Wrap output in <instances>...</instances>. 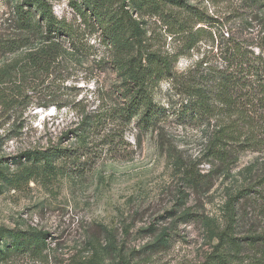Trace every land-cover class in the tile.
<instances>
[{
  "label": "trees",
  "instance_id": "1",
  "mask_svg": "<svg viewBox=\"0 0 264 264\" xmlns=\"http://www.w3.org/2000/svg\"><path fill=\"white\" fill-rule=\"evenodd\" d=\"M52 1L21 0L16 4L13 36L0 43L3 52L39 43L0 71L2 89H10L12 77H30L28 86L16 87L9 106H53L57 111H72L77 119L62 132L73 138L69 146L35 141L16 157L29 163L25 172L54 177L62 171L81 177L104 151L116 154L123 148L124 131L130 123L136 120L139 129H149L175 105L184 122L212 126L204 143L210 169L200 177L187 169L189 188L198 190L208 177L230 171L241 152H264V26L258 31L261 35L248 36L244 30L250 22L245 19L224 34L218 17L201 15L199 9L183 6L180 0H81V5L69 0L89 32L98 33V45L104 48L120 80L108 88L95 81L92 94L67 95L60 103L55 100L51 81L65 65L64 55L90 52L93 45L86 42L85 31L79 26L54 14ZM251 1L264 7V0ZM147 19L159 20L164 32L148 33ZM194 50L197 59L186 73H178V58L191 56ZM162 79L172 81L177 96L167 108L153 101ZM262 188L264 176L231 194L223 207V222L190 207L180 211L183 220L188 217L199 223L214 240L203 264H264V230L238 232L239 204L256 194L263 197ZM180 198L184 200L181 206L186 205L188 194ZM47 236L45 232L0 229V262L14 253L43 257ZM116 247L114 240L90 234L62 264H109ZM117 262L131 264L121 257Z\"/></svg>",
  "mask_w": 264,
  "mask_h": 264
},
{
  "label": "rangeland",
  "instance_id": "2",
  "mask_svg": "<svg viewBox=\"0 0 264 264\" xmlns=\"http://www.w3.org/2000/svg\"><path fill=\"white\" fill-rule=\"evenodd\" d=\"M68 1H52L54 14L84 30L86 42L93 47L90 52L64 55L65 65L57 69L51 81L55 100L60 103L67 95L92 94L95 81L108 88L120 80L104 48L98 45V33L89 32ZM73 1L81 5V0ZM20 2L0 0V43L13 36V9ZM180 2L199 9L201 15L218 17L224 34L245 19L250 22L244 30L248 36L262 34L258 31L264 26V7L253 5L251 0ZM146 29L148 33L164 32L159 20L147 19ZM167 42H172L169 36ZM38 45L32 43L13 52L0 50V71ZM184 57L193 63L198 54L194 50L193 55ZM29 79L27 74L12 77L8 84L12 91L0 86V229L45 232L47 247L43 257L14 253L0 264H62L90 234L114 240L119 252L114 250L109 264H120V257L131 264H203L214 240L199 223L188 217L183 220L180 211L190 207L223 222L227 198L264 176V152L245 151L230 171L208 177L198 190L189 188L187 169L199 177L210 169L204 158V143L212 126L184 122L175 112L177 105L149 129H139L136 120L130 123L124 131L123 148L116 154L104 151L81 177L62 171L54 177L29 174L24 170L29 163L16 157L35 141L45 145L51 140L69 146L73 138L64 137L62 132L77 121L67 109L57 111L53 106L45 109L30 103L9 106L16 87L28 86ZM157 95L167 97L168 107L177 99L172 88L164 93L159 89ZM262 192L264 195V188ZM185 194L186 205L181 206L184 200L180 197ZM256 196L239 204L238 232L264 230V196Z\"/></svg>",
  "mask_w": 264,
  "mask_h": 264
},
{
  "label": "clouds",
  "instance_id": "3",
  "mask_svg": "<svg viewBox=\"0 0 264 264\" xmlns=\"http://www.w3.org/2000/svg\"><path fill=\"white\" fill-rule=\"evenodd\" d=\"M190 67H191V61L189 58L184 56L178 58L176 64V70L178 73H186L190 69ZM158 87L162 93L168 92L172 88V81L167 79H162L159 82ZM153 101L155 103H158L160 106H163L164 108L168 107L166 96H159V95L154 96Z\"/></svg>",
  "mask_w": 264,
  "mask_h": 264
}]
</instances>
